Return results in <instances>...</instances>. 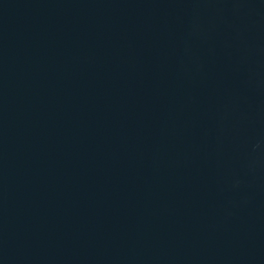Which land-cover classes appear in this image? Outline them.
I'll list each match as a JSON object with an SVG mask.
<instances>
[{"label": "water", "instance_id": "1", "mask_svg": "<svg viewBox=\"0 0 264 264\" xmlns=\"http://www.w3.org/2000/svg\"><path fill=\"white\" fill-rule=\"evenodd\" d=\"M0 264H264V0H0Z\"/></svg>", "mask_w": 264, "mask_h": 264}]
</instances>
